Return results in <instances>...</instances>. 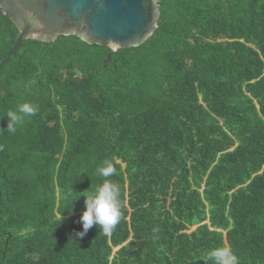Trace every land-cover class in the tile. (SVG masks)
<instances>
[{"label":"trees","instance_id":"1","mask_svg":"<svg viewBox=\"0 0 264 264\" xmlns=\"http://www.w3.org/2000/svg\"><path fill=\"white\" fill-rule=\"evenodd\" d=\"M159 10L138 46L22 39L0 67V264H264V0ZM17 34L0 8V61ZM105 161L120 221L77 236Z\"/></svg>","mask_w":264,"mask_h":264},{"label":"water","instance_id":"2","mask_svg":"<svg viewBox=\"0 0 264 264\" xmlns=\"http://www.w3.org/2000/svg\"><path fill=\"white\" fill-rule=\"evenodd\" d=\"M0 8L18 29L6 65L22 39L54 41L75 35L111 50L135 47L157 27L159 0H0Z\"/></svg>","mask_w":264,"mask_h":264},{"label":"clouds","instance_id":"3","mask_svg":"<svg viewBox=\"0 0 264 264\" xmlns=\"http://www.w3.org/2000/svg\"><path fill=\"white\" fill-rule=\"evenodd\" d=\"M38 106L29 102L19 104L14 111L7 112V128L9 133H15L16 126L22 125L26 118L35 116ZM96 174L104 178L100 184L85 200V211H83L80 221L83 231L76 233L83 237L93 225H97L105 236L111 235L116 225L119 223L122 212L120 195L121 191L117 184L110 182L107 178L115 174V168L107 161L96 169ZM71 193L65 195V199ZM240 264L238 256L230 247L218 246L209 251L205 264Z\"/></svg>","mask_w":264,"mask_h":264},{"label":"rangeland","instance_id":"4","mask_svg":"<svg viewBox=\"0 0 264 264\" xmlns=\"http://www.w3.org/2000/svg\"><path fill=\"white\" fill-rule=\"evenodd\" d=\"M116 249V248H115Z\"/></svg>","mask_w":264,"mask_h":264}]
</instances>
